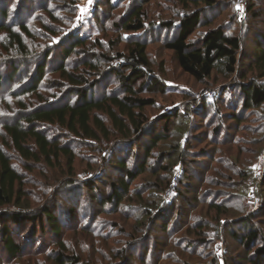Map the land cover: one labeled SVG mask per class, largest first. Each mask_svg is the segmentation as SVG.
I'll list each match as a JSON object with an SVG mask.
<instances>
[{
	"label": "rangeland",
	"instance_id": "obj_1",
	"mask_svg": "<svg viewBox=\"0 0 264 264\" xmlns=\"http://www.w3.org/2000/svg\"><path fill=\"white\" fill-rule=\"evenodd\" d=\"M27 1L13 0L12 6L9 7L11 14L15 16V12L25 13L24 9L30 4L29 0ZM49 1L39 0L42 10L38 8L34 18L28 20L29 28L34 35L33 41L30 40L33 47L28 45L31 47L30 51L34 54L50 52L47 62L48 76L40 91L43 99L56 102V98L61 100L64 97L63 101H68L72 97L73 87L56 73L62 58V51L58 50L57 45L66 40L68 35L80 33L82 39L86 40L85 48L91 55L112 59L99 60V62L92 60L91 62L96 66L94 70L85 66L90 55L88 52H82L85 50L81 48L78 50L80 54L67 64L70 72L86 75L85 78L91 83L98 81L94 90L98 99L122 94L120 78L115 73L120 69L118 55L128 52L130 46L137 40L148 46V58L154 74L166 84L164 93L155 91L151 94L139 89L142 81L137 83L136 88L140 91V97L156 101L154 106L142 111L147 122L144 132L149 134L153 131L154 134H161L164 123L160 119L164 114L177 111L178 114L186 117L185 120L188 117V120L170 127L168 139L163 141L154 152L152 170L138 178L131 186L129 203L120 207L118 211L108 206L104 212L97 201L100 197L105 199L109 196L110 183H116L124 176V171L117 170L113 162L126 157V152L128 153L131 145L133 147L134 141H137L132 151L134 157L129 164L132 165L133 161H136L137 154L143 155L140 146L145 144L146 138L135 137L125 142L115 140L111 143L112 150L108 147L104 151V144L101 142L76 138L59 126L40 125L47 136L57 138L60 143L69 146L74 153L75 163L69 167L68 161L63 158L61 166L56 164L55 167L45 163H28L15 151L9 150L13 166L25 179V191L29 193L28 198L33 205L32 213L47 207L63 219L66 226L63 237L67 247L66 255H78L82 258L81 264H155L158 256L156 252L159 251L160 246L157 240L170 243L169 249L180 244L179 249L172 248L174 258L165 259L162 264H181L180 261L199 264L203 258L209 257L210 261L217 257V250L220 253L227 252L226 258L230 261L228 264H237L245 251L242 245L233 240L232 232H242L241 216H245L246 212L258 214L256 210L259 204L264 202L262 180L264 108L240 112L242 95L239 87L242 81L238 75L229 79L213 75L204 83H197L182 72L175 54L164 47V42L176 34L178 25L169 30L161 27L162 23L177 21L176 15L179 11L181 13L187 11V7L179 4L178 0H91V3L89 0H54L53 3ZM214 1L215 6L208 8L203 5L195 8L189 4L191 10L202 9L203 16L208 21V24L201 26L191 39L197 42L206 31L225 27L231 34L244 39L246 45L240 55L239 69L247 70L248 68L245 67L251 66L248 59L253 55L254 48L264 42V0ZM250 5L253 7L252 12L249 10ZM47 6L51 10V16L45 12ZM136 9H142L147 14L145 30L136 36L118 31L115 24ZM259 11L262 13V18L254 19V13ZM48 29L58 33L59 37L52 36ZM68 44L66 43L65 46ZM40 59L43 60V57ZM82 60L84 62H81ZM36 66L37 64L34 65V69ZM252 73L249 74V79ZM1 92L2 90H0V99L4 96ZM38 100L34 98L32 103L36 104ZM233 106L238 107L233 109ZM5 110V104H0L3 115ZM235 115L243 119L239 128L232 119ZM99 117L110 124L106 116L100 114ZM175 129L180 135L174 132ZM236 130L237 133L234 134ZM230 135L236 136L234 144H227ZM177 147L182 151H179L181 155L172 152ZM169 152L170 154L166 156L171 155L169 161L171 160L173 164H169L170 171L165 174L157 165L158 160H162V153ZM206 153L214 157L210 171L205 170V159H208ZM176 176L180 180L183 179L185 185L186 181H189L193 187L205 181L202 182L205 185L196 195L198 204L191 194L193 189L189 190L188 186L181 188V194L186 199L181 198L178 192H174L173 187L166 192V183L174 177L176 180ZM91 180L95 183L93 184L96 190L93 192L85 187ZM211 191L213 196L209 194ZM218 192L223 194L218 203L223 202L228 205V212L220 216V224L215 220L216 212L210 209L212 197ZM138 195L142 197L141 202L136 200ZM163 198L167 206L177 201L176 204L183 208L182 212L179 211L174 215L167 231H163V223L164 220L167 222L171 218V214H168L173 212H168L169 210L165 211L168 213L165 217L161 214V218H158L160 221L150 231L152 225L150 221H146L144 226L138 225V221H142L143 204L148 201L153 202L155 199L161 201ZM231 200L232 202L229 203ZM192 204H194L193 208ZM69 212L71 216L67 215ZM187 212H189L188 216H186ZM197 223L207 228L199 232L196 228ZM259 223L264 224V219L255 221V227L264 232V227L261 228ZM233 225L235 227L229 229ZM135 228L138 230L137 238L142 239L145 235H150L152 242L146 240L136 244L128 238L127 235L133 234ZM24 229V233L17 237L20 243H26L27 236L33 231L30 225ZM37 233V238L42 240V234ZM46 237L43 240H46ZM29 241L31 240H28V243ZM137 245H139L138 249ZM55 250L54 246L46 248L45 256L25 254L24 256L29 258L22 262L54 264ZM146 253L149 254L147 262H141V258ZM123 255H126L127 259L131 256L128 263H125ZM150 255L152 258L149 257ZM222 259L220 255L219 260ZM0 264H6L2 246H0Z\"/></svg>",
	"mask_w": 264,
	"mask_h": 264
},
{
	"label": "trees",
	"instance_id": "obj_2",
	"mask_svg": "<svg viewBox=\"0 0 264 264\" xmlns=\"http://www.w3.org/2000/svg\"><path fill=\"white\" fill-rule=\"evenodd\" d=\"M53 1L50 0L49 3H53ZM12 2L13 0H0V90H2L1 93L4 95V98L0 99V104H5L6 106L4 115L0 111V246H2L5 254L6 264H25L22 261L29 258L24 256L25 254H28L27 256H45L46 248L53 246L56 248L53 252V255L56 256L54 264H69L70 262V264H81L82 258L78 255H66L67 247L63 238L66 226L63 219L59 218L47 207L32 213L33 205L30 204L29 193L25 191V179L13 166L9 150L15 151L28 163H45L50 167H55L56 164L61 166V159L63 158L68 161L69 167H72L75 163V156L69 146L67 144L63 145L57 138L54 139L47 136L40 125L59 126L76 138L101 142L104 144V151L105 148H111V143L115 140L125 142L135 137L146 138L145 144L140 146L143 155L137 154L135 156L136 161H133L132 165L129 164L134 157L132 151L137 141H134L133 147L131 145L130 151L126 152V157L120 161L115 160L113 162L117 170L124 171V176L118 182L110 183L109 196L105 199L100 197L98 201V198H96L102 208V212L108 206L114 211H118L120 207L129 203L128 199L133 183L152 170L151 162L154 158V152L163 141L168 139L167 136L171 132L170 127L179 125L182 122L185 123L188 117L185 120L186 117L181 116L177 111L171 114H164L160 119L164 123V130L161 134H154L153 131L149 134L144 132V126L147 122L142 111L147 107L154 106L156 101L140 97V91L136 88L137 83L142 81L139 89L146 90L151 94L155 91L164 93L166 84L163 79L156 77L154 74L148 58V46L137 40L130 46L128 52L118 55L120 69L115 73L120 78L122 94L98 99L95 97L94 92L98 81L91 83L88 78H85L86 75L74 73V71L70 72L67 64L73 57L80 54L78 50L81 48V50H85L82 52H88L90 55L89 60L85 62V66L94 70L96 66L91 62L92 60L99 62V60L110 61L112 59L108 57H103L102 59L101 57H94L93 54L91 55L89 50H86V40L82 39L80 33L68 35L66 40L61 41L57 45L58 50L62 51V58L56 73L60 74L73 87L71 95L73 98L71 97L68 101H63L64 97L61 100L56 98V102L50 99H43L40 91L48 76L47 62L50 52L47 50L49 48L46 53L38 54L36 52L34 54L30 51L31 47L28 46L31 45L30 40L33 41L34 39L28 20H31L32 17L34 18L38 8L42 10V4H39V0H29L30 4L27 9H24L25 13H20V15L15 12L14 16L9 8L10 5L12 6ZM26 2L28 1L26 0ZM178 3L187 7V11L185 13L179 11L176 15L177 21L162 23L161 27L169 30L178 25L176 34L164 42V47L167 51L175 54L182 72L197 83H204L213 75L226 79L238 75L242 81L239 87L242 95L240 112L264 108V42L257 45L254 48L253 55L249 57L248 60L251 66L245 67L248 68L247 70H240V55L244 52L246 45L244 39L240 36L231 34L225 27H219L206 31L197 42H193L191 39L201 26L208 24V21L205 20L202 9L191 10L189 9V4L195 8H200L202 5L208 8L214 7L215 1L178 0ZM182 9L184 8L182 7ZM45 10L51 16V10L48 9V6ZM249 10L252 12V5H250ZM146 18L147 14L142 9H136L128 14L127 17L120 19L115 24V28L118 31L136 36L145 30ZM253 18H262L261 11L254 13ZM48 32L52 36L59 37L58 33L51 29H48ZM66 43L69 44L65 46ZM31 46L33 47V45ZM41 57H43V60L40 59ZM38 60H40L39 63H36ZM84 60L81 62H84ZM36 64L37 66L34 69ZM251 72H253L251 74L252 77L249 79L248 76ZM34 98L39 99L36 104L32 103ZM12 101L14 103H11ZM237 107L233 106L232 108L236 109ZM100 114L106 116L110 124L101 119L99 117ZM199 115L201 116V113ZM232 119L236 122L238 128L243 123V119L238 115H235ZM177 129L174 132L180 135ZM236 133L237 130L234 134ZM228 137L229 141L227 144H234L236 136L230 135ZM126 146L129 147L130 145ZM179 151V147L172 150V152H178L181 155L180 152L182 151ZM162 154V160H158L157 166H159L162 173L166 174L170 171L169 164L173 163L171 160L169 161L171 155L166 156L170 152ZM202 154L204 155V153ZM179 155L178 157H180ZM206 155L208 159H205V170H209L214 162V157L208 153ZM262 180L264 182V174ZM183 182L184 180L178 179L177 176L176 180L175 177L173 180L169 179L165 187L166 192L173 187V191L178 192L181 198L184 199L185 197L181 194V188L188 186L189 190L193 189L191 194L194 196L195 203L198 204L196 195L205 185L203 184L205 181H202L203 183L201 182L200 185L198 183L195 184L194 187L192 184L190 185L189 181H186V185ZM93 183L94 180H91L85 185L92 192L96 190L94 188L95 183ZM209 194L213 196L212 191ZM222 196L223 194L220 192L214 195L210 207L212 211L216 212L217 217L215 220L219 224L221 222L220 216L228 212V205L223 202L218 203L219 198H222ZM136 200L141 202V195H138ZM164 200L163 198L161 201L155 199L150 203L149 201L148 203L145 202L143 204L142 221H138V225L144 226L146 221H150L149 223H152L149 228L150 231L160 221L158 218H161V214L165 217L168 214L165 211L169 210L168 212H173L168 214H171V218L167 222L164 220L163 223V231H167L174 215L179 211L182 212L183 208L181 209L176 204L177 201L167 206L168 204L166 205ZM188 202L190 203V200ZM262 204H259V208L256 210L258 214L246 212L245 216H241L240 226L242 232H232L233 240L242 245L245 251L243 257L237 261V264H264V232L255 227L256 220L264 219V204ZM166 206L167 208L164 209ZM185 206L187 205L185 204ZM191 207L193 208L194 204ZM159 213L160 216L158 215ZM70 214L69 212L67 215L71 216ZM188 215L189 212H187L186 216ZM29 225L33 231L27 236L26 243H20L17 237H20L24 233V228ZM227 225L228 222L226 223ZM259 225L261 228L264 227L262 223H259ZM234 227L233 225L229 229ZM196 228L201 232L207 226L203 227V224H198ZM135 230L133 234L127 235L133 242H136V244H141L146 240L152 242L150 241V235H145L142 239L137 238L136 233H138V230L136 228ZM37 232H40L43 238L48 237H46V240H43V238L40 240L36 236ZM28 240H31L29 241L30 243H28ZM156 242L160 246L159 251L156 252L158 254L156 257L157 262L154 259L155 264H162L165 259L174 258L173 247L169 249L170 243H163L161 240ZM40 245L43 246L41 247ZM178 247H180V244H177L173 249L177 250ZM126 252L128 254L129 250ZM148 255L146 253L140 261L147 262ZM220 255L223 257L222 261L219 260ZM125 256L123 255L124 258ZM216 256L210 261L208 260L209 257L203 258V261L199 264H228L230 262L226 258L227 252L220 253L217 250ZM149 257L152 258V255ZM130 259L131 256L128 259L125 258V263H128ZM180 263L188 264L183 261H180Z\"/></svg>",
	"mask_w": 264,
	"mask_h": 264
},
{
	"label": "snow or ice",
	"instance_id": "obj_3",
	"mask_svg": "<svg viewBox=\"0 0 264 264\" xmlns=\"http://www.w3.org/2000/svg\"><path fill=\"white\" fill-rule=\"evenodd\" d=\"M89 3H91V0H89Z\"/></svg>",
	"mask_w": 264,
	"mask_h": 264
}]
</instances>
